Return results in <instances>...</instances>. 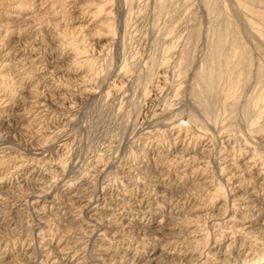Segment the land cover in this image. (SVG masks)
I'll return each mask as SVG.
<instances>
[{
	"label": "rangeland",
	"instance_id": "rangeland-1",
	"mask_svg": "<svg viewBox=\"0 0 264 264\" xmlns=\"http://www.w3.org/2000/svg\"><path fill=\"white\" fill-rule=\"evenodd\" d=\"M0 121V264L264 261V0H0Z\"/></svg>",
	"mask_w": 264,
	"mask_h": 264
},
{
	"label": "bare ground",
	"instance_id": "bare-ground-1",
	"mask_svg": "<svg viewBox=\"0 0 264 264\" xmlns=\"http://www.w3.org/2000/svg\"><path fill=\"white\" fill-rule=\"evenodd\" d=\"M220 44H221V42H218V46H219ZM216 48H217V47H216ZM219 52H220V50H219ZM214 58H215V57H214ZM215 61H216V60H215ZM212 66H213V65H212ZM213 69H214V68H213ZM213 69H212V70H213ZM202 75H203V74H202ZM208 78H209V77H208ZM202 79H203V77H202ZM210 80H211V78H210ZM210 91L212 92V90H210ZM211 92H210V93H211ZM210 93H209V94H210ZM210 95H211V94H210ZM211 97H212V95H211ZM0 122H1V121H0ZM17 225H18V224H17ZM107 226H108V225H107ZM50 245H51V244H50ZM66 249H67V248H66ZM56 250H57V249H56ZM59 261H60V260H59ZM262 264H264V261L262 262Z\"/></svg>",
	"mask_w": 264,
	"mask_h": 264
}]
</instances>
